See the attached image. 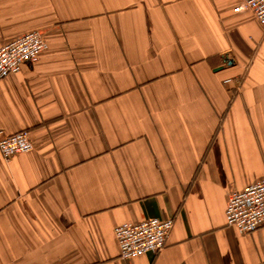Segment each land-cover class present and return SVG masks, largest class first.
<instances>
[{
	"label": "crops",
	"instance_id": "obj_1",
	"mask_svg": "<svg viewBox=\"0 0 264 264\" xmlns=\"http://www.w3.org/2000/svg\"><path fill=\"white\" fill-rule=\"evenodd\" d=\"M241 0H0V47L48 48L0 79V264H264L226 223L264 179V28ZM232 80L226 84L225 81ZM173 218L159 254L115 230Z\"/></svg>",
	"mask_w": 264,
	"mask_h": 264
},
{
	"label": "built area",
	"instance_id": "obj_2",
	"mask_svg": "<svg viewBox=\"0 0 264 264\" xmlns=\"http://www.w3.org/2000/svg\"><path fill=\"white\" fill-rule=\"evenodd\" d=\"M247 10L264 28V0H241L235 12ZM48 48L43 35L27 33L0 47V79L18 74L26 64H35ZM226 84L232 80L225 81ZM33 150L29 132L7 135L0 131V151L6 160ZM226 223L240 234L257 231L264 226V179L229 195ZM173 218H149L139 223H124L115 230L120 257L132 260L148 254L157 255L165 249L174 228Z\"/></svg>",
	"mask_w": 264,
	"mask_h": 264
}]
</instances>
